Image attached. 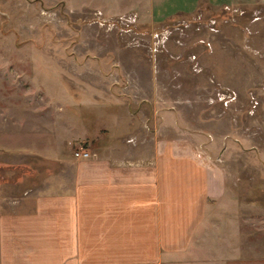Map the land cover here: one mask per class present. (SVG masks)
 <instances>
[{
    "label": "rangeland",
    "instance_id": "rangeland-1",
    "mask_svg": "<svg viewBox=\"0 0 264 264\" xmlns=\"http://www.w3.org/2000/svg\"><path fill=\"white\" fill-rule=\"evenodd\" d=\"M150 1L0 0L2 146L30 151L0 172L88 158L80 146L143 161L157 139L201 140L225 194L187 253L150 264L264 258V2L153 20Z\"/></svg>",
    "mask_w": 264,
    "mask_h": 264
},
{
    "label": "crops",
    "instance_id": "crops-1",
    "mask_svg": "<svg viewBox=\"0 0 264 264\" xmlns=\"http://www.w3.org/2000/svg\"><path fill=\"white\" fill-rule=\"evenodd\" d=\"M162 1H150L151 19L264 2L178 0L164 11ZM188 138L155 140L143 161L56 153L36 173L11 179L0 172V185L7 184L0 190V264H150L187 253L210 201L226 191L223 173L200 155L201 140ZM27 148L2 146L0 134V171L24 165ZM5 190L11 193L2 197ZM225 264H264V258Z\"/></svg>",
    "mask_w": 264,
    "mask_h": 264
},
{
    "label": "built area",
    "instance_id": "built-area-1",
    "mask_svg": "<svg viewBox=\"0 0 264 264\" xmlns=\"http://www.w3.org/2000/svg\"><path fill=\"white\" fill-rule=\"evenodd\" d=\"M90 154L91 152L89 151V149L83 146H80L75 150V155L79 157H89Z\"/></svg>",
    "mask_w": 264,
    "mask_h": 264
}]
</instances>
